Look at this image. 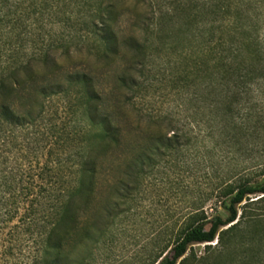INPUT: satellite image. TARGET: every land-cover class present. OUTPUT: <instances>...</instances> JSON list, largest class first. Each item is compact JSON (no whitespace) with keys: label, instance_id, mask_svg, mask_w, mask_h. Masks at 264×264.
<instances>
[{"label":"trees","instance_id":"obj_1","mask_svg":"<svg viewBox=\"0 0 264 264\" xmlns=\"http://www.w3.org/2000/svg\"><path fill=\"white\" fill-rule=\"evenodd\" d=\"M123 1L0 0V158L15 131L38 137L45 126L53 129L44 120L53 95L69 101L74 116L71 131L61 124L58 136L44 134L52 138L36 171L0 161V253L32 248L34 263L77 264L71 253L79 234L102 237L145 170L186 135L221 137L230 147L264 129L263 102L256 124L249 123L253 91L264 93V0H133L122 7ZM158 58L184 65L177 81L187 82L189 132L172 114L140 105ZM203 105L205 127L197 117ZM109 158L120 159L114 199L94 212L95 183ZM220 192L226 216L192 215L157 264H183L190 245L214 240L229 256L225 264H251L264 230L238 206L249 195L264 197V179L240 178Z\"/></svg>","mask_w":264,"mask_h":264},{"label":"rangeland","instance_id":"obj_2","mask_svg":"<svg viewBox=\"0 0 264 264\" xmlns=\"http://www.w3.org/2000/svg\"><path fill=\"white\" fill-rule=\"evenodd\" d=\"M120 5L132 7L133 0H125ZM114 68L113 65L112 70ZM183 68L184 65L174 59L166 62L158 58L149 77L152 85L145 91L140 105L159 115L172 114L180 130L189 132L190 125L186 123L193 109L185 101L187 82L184 79L177 81L179 75L185 76ZM112 70L109 76L105 75L103 85L110 79ZM61 101L59 95L50 97L46 101L44 113V120L54 123L50 132L56 136L59 135V125H65V130L68 128L69 131L73 127L71 105L67 100L65 104ZM262 102L264 110V93L255 88L252 106L254 116L250 124H256ZM197 109L198 120L205 127L208 110L204 105ZM80 122L81 126L85 124V121ZM45 127L44 133L38 137L31 132L15 131L8 145L2 148L8 154L1 156L0 161L7 157L6 165L9 167L18 168L22 164L23 169L36 171L37 163L47 161L44 147L47 139L52 138L47 136L46 139L45 135H50V132ZM257 140L261 143L258 147L254 144ZM182 142L180 148L159 156L157 163L145 170L133 190V197L113 210L117 214L110 219L108 230L102 237L94 236L96 240L87 241L82 240L79 234L77 240L80 243L71 253L77 264H157L161 257L170 252L192 215L203 213L208 218L226 216L223 206L226 198L220 194L225 185L235 184L240 178H248L252 183L264 179V175H258L264 165V129L258 135H246L239 144L230 147L227 146L229 142L221 137L213 140L201 134L192 138L186 135ZM119 160L109 158L105 175H98L92 211H98L99 205L107 198L114 199L113 181L119 175ZM251 200L256 201L249 202ZM243 205L253 225L264 230L262 194L249 195L239 204V211ZM96 216L93 217L94 224L99 226ZM257 245H253V248L258 249L259 254L253 255L251 264H264V240H259ZM32 250L26 248L13 255L0 253V264H37L31 261V255L35 254ZM36 254L39 255L38 252ZM183 257L186 258L183 264H213L215 259L225 264L229 256L214 240L211 243L190 245Z\"/></svg>","mask_w":264,"mask_h":264}]
</instances>
